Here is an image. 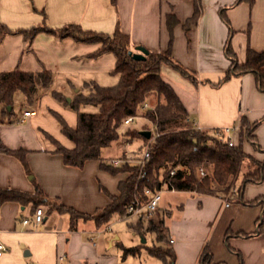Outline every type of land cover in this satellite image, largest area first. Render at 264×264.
Instances as JSON below:
<instances>
[{
    "label": "crops",
    "instance_id": "obj_1",
    "mask_svg": "<svg viewBox=\"0 0 264 264\" xmlns=\"http://www.w3.org/2000/svg\"><path fill=\"white\" fill-rule=\"evenodd\" d=\"M236 1L0 0V21L13 30L44 23L56 29L75 23L85 30L106 34H113L119 26L130 35L133 52L147 53L167 50L170 41L167 16L174 14L179 23L174 28L172 58L191 70L197 83L165 64L161 75L179 95L190 119L200 129L210 131L226 127L240 129L242 117L251 124L260 121L253 135L256 143L264 147V91L259 89L255 76L251 73L233 76L217 85L231 65L225 49L230 30L221 18V9H225L230 21L233 30L230 42L240 63L245 62L249 47L258 52L264 50V0H254L253 4H235ZM197 5L199 18L191 22ZM99 47V43L77 42L47 33L38 34L32 41L20 33L4 38L0 47V72L48 70L53 73V82L35 105H28L23 95L26 104L21 100L12 118L0 115L1 189L34 192L39 185L47 197L87 214L110 204L102 186L113 195L119 193V183L127 178L126 173L112 175L101 168L99 160H89L83 168L67 166L48 137L71 149L74 143L63 134L54 113L72 127L78 123L77 112L55 98L53 92L61 93L70 103L75 94L89 92L86 84L107 86L119 81L120 76L112 73L116 56L104 53L94 57ZM25 111L33 114L21 122ZM1 148L24 150L31 174L18 157ZM137 150L128 153V157L138 159ZM244 150L264 160V151L250 141ZM122 156L102 158L110 162ZM239 184L240 181L225 198L178 192L174 194L188 196L179 198L175 205L167 202V207L162 206L168 237L174 240L170 245L176 254L175 264H201L205 248L212 254V264H264V234L249 238L239 235L254 233L258 228L264 206L245 202L264 197V180L248 184L242 196L238 194ZM44 207L47 217L36 226L32 222L22 224L24 219L32 218L35 212L32 204L24 207L6 202L0 206L1 239L8 248L0 257V264H62V260L66 264H86V258L100 264L98 260L103 255H99L95 244L86 240V234L97 230L95 223L81 220L77 230H71L68 215L48 213V206ZM120 239L119 234H111L107 238L108 247H137L147 242L143 239L141 244L126 246ZM142 255L143 250L132 257L135 260ZM122 256L123 251L102 264H124L128 258Z\"/></svg>",
    "mask_w": 264,
    "mask_h": 264
},
{
    "label": "trees",
    "instance_id": "obj_2",
    "mask_svg": "<svg viewBox=\"0 0 264 264\" xmlns=\"http://www.w3.org/2000/svg\"><path fill=\"white\" fill-rule=\"evenodd\" d=\"M242 2L253 4L254 0H237L235 4ZM224 10V8L221 9V18L230 30L225 49L231 65L217 85L225 83L233 76L251 73L255 76L259 89L264 91V50L258 52L249 47L245 62L240 63L231 46L230 38L233 30ZM199 15L200 8L197 5L191 22H196ZM178 23L179 20L174 14L167 16L170 41L166 51H148L144 60H136L130 54L132 52L131 37L119 26L113 34H106L85 30L80 24L75 23L56 29L44 23L29 29L13 30L0 21V47L7 35L20 33L28 41H32L38 34L47 33L62 39L71 38L77 42L99 43L100 47L93 54L94 57L104 53H113L116 56V66L112 71L120 76L116 85L86 84L85 87L89 88V92L75 94L70 103L61 93L53 92L55 98L63 101L78 114L77 126L72 127L61 115L54 113L63 134L74 143V147L67 148L50 135L48 137L56 146L55 152L63 156L67 166L83 168L87 161L99 160L101 168L112 175L127 174V178L119 183L117 195L101 187L108 194L111 202L94 214L79 212L61 204L58 200L47 197L39 185H36L34 192L0 188V206L6 202H16L24 207L32 204L34 211L41 206H48V213L58 212L69 216L71 230H77L81 220L93 221L96 229L100 230L107 227L115 216H123L129 205L135 203L136 199L146 200V189L157 191L162 189L165 183L172 185L180 192H195L225 198L236 188L239 179H241L238 187L240 196L243 195L248 184H257L264 180V160H258L244 150V143L250 141L257 149L264 151V147L256 143L253 135L260 121L251 124L248 119L242 117L240 129L235 138L236 144L231 147L216 136L217 129L213 131L198 129L190 119L175 89L163 79L161 67L165 64L197 83L194 73L172 58L174 28ZM52 82L53 73L48 70L28 72L15 69L0 72V115L8 118L14 116L17 92H22L26 103L32 106L38 102ZM153 96L156 97L155 104L145 108ZM85 105L97 106L99 110L95 113L81 111V107ZM141 116L153 124V130L147 127L142 128L152 132L150 139L142 136L141 130L138 129L128 128L125 132H121L125 119L141 118ZM121 135L127 141L138 137L147 145L154 138L155 144L149 149L150 158L143 166L125 163L115 167L102 158V150L111 146ZM147 145H143L142 149ZM1 149L18 157L28 174H31L24 150ZM200 167H204L207 171V175L203 178L198 172ZM172 171H175L174 175L171 174ZM245 204H263L264 206V197L245 202ZM165 221L164 218L161 226L154 220L128 223L135 234L145 240L146 237H150L153 243L150 246L142 244L137 247L120 245L123 259L128 256H137L145 248L151 256L159 258L162 264H175L176 254L170 245ZM263 234L264 213L254 233L239 235L249 238ZM212 261L211 252L205 248L201 256V264H212Z\"/></svg>",
    "mask_w": 264,
    "mask_h": 264
},
{
    "label": "rangeland",
    "instance_id": "obj_3",
    "mask_svg": "<svg viewBox=\"0 0 264 264\" xmlns=\"http://www.w3.org/2000/svg\"><path fill=\"white\" fill-rule=\"evenodd\" d=\"M119 82V81H118ZM118 82H115L114 84H109L107 86H114L116 85ZM206 83V82H205ZM23 98V94L22 92H17L15 95V111L17 112L19 107H20V102H24ZM20 99V101H19ZM22 100V101H21ZM156 101V97L153 96L152 98H150L149 100V106H153L155 104ZM26 104V103H25ZM99 110V108L97 106L94 105H85L81 107V111L84 112H90V113H95ZM55 116V115H54ZM143 127H147L150 128V130H153V124L146 119L145 117L141 116V118H137L131 125H123L121 128V132H125L128 128L130 129H138L142 131ZM140 138H134L130 141V143L127 145L126 144V138L123 137L122 135L120 136V138L116 141H114L111 146L104 148L102 150V156L105 158H111V157H119V156H123L121 157L122 159L126 158V153H131L134 150H137V153L141 155L142 152V147L143 145H147V143H143V141H140ZM149 144V143H148ZM244 146H246V142L244 143ZM129 155V154H128ZM130 158V157H129ZM133 159V158H131ZM132 164H134V162H132ZM241 181V179H239ZM239 183V182H238ZM186 196H188L187 194L184 193H180V194H174V193H170V192H165L162 195V201L160 203V207L162 209V206H168L167 202L172 203V205H175L176 201L180 198H185ZM43 208H45L44 206H42ZM158 217L154 220L155 222H158ZM130 222H137L136 218H130L128 220H121L120 216H115L111 222L109 223V225L107 227H104L100 230H93L92 232H89V234H86V240L88 242H90L92 245L95 244L99 255H103L101 256L98 260V262L100 264H102L103 262H108L107 258H112V257H116L117 255L122 254V249L120 248V246L118 245H114L112 248L108 247V243H107V238L114 233H117L120 235L121 237V242H123V244H125L126 246H132V245H136V244H141L142 240L144 238H142L140 235L135 234L134 232H132L128 226V223ZM160 229H162V227H160ZM147 242L145 243L146 245H152L153 241L150 237H146ZM146 249H143V255L142 258H135V260L133 259L134 257L132 256H128L126 260H124V264H145V258L146 259V264H161V260L155 256H151L148 255L146 253ZM25 258V257H24ZM122 261V257L121 260ZM62 264H66L67 262L62 260L60 261ZM126 262V263H125ZM85 263L86 264H93V260L91 258H86L85 259ZM122 263V262H121Z\"/></svg>",
    "mask_w": 264,
    "mask_h": 264
},
{
    "label": "built area",
    "instance_id": "obj_4",
    "mask_svg": "<svg viewBox=\"0 0 264 264\" xmlns=\"http://www.w3.org/2000/svg\"><path fill=\"white\" fill-rule=\"evenodd\" d=\"M148 105H145V108H147ZM31 114H33L30 111L24 112V117L21 120V122H25L26 118L29 117ZM137 118L140 117H129L124 120L125 125H131ZM196 126V125H195ZM197 127V126H196ZM200 129L199 127H197ZM239 129V127H226V128H220L217 129L215 134L217 137H219L221 140L225 141L229 146L233 147L236 144V137H235V131ZM130 141H127L126 144L128 145ZM154 138L149 141V144L144 147V149L141 152L140 159L132 160L129 157L128 158H116L111 159L110 164L112 166H121L125 163L134 162V164H138L143 166L145 161H147L150 158V146H154ZM126 156H129L126 152ZM198 172L200 174V177H205L207 175V171L204 167H200L198 169ZM175 171H172V175H174ZM165 192L170 193H178L180 191L176 190L172 185L165 183L164 187L160 190L154 191L151 189H146L145 194L147 196L146 200H140L136 199L135 203L129 205L127 208L126 213L123 216H120L121 220H128L130 218H136L138 220L143 221H150L155 220L158 217V222L156 224L161 226V221L163 220V214L161 212L160 203L162 201V195ZM195 193V192H194ZM47 217V211L42 206L37 208L32 216L31 219L26 218L22 221L23 225H28L30 222H32L34 225L39 226L41 225ZM170 244L174 243V240L172 238L169 239ZM8 251L7 246L1 239V228H0V257H2L6 252ZM64 258V256L61 257V260Z\"/></svg>",
    "mask_w": 264,
    "mask_h": 264
},
{
    "label": "water",
    "instance_id": "obj_5",
    "mask_svg": "<svg viewBox=\"0 0 264 264\" xmlns=\"http://www.w3.org/2000/svg\"><path fill=\"white\" fill-rule=\"evenodd\" d=\"M130 54L132 55V57L136 60H144L146 58V52H130ZM69 101H71L70 99H68ZM141 135L144 136L147 139L151 138L152 132L150 130H142L140 131Z\"/></svg>",
    "mask_w": 264,
    "mask_h": 264
}]
</instances>
